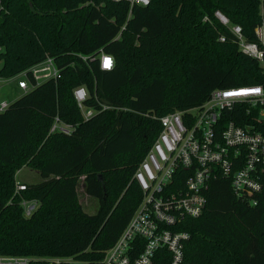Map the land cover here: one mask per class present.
I'll use <instances>...</instances> for the list:
<instances>
[{"label": "trees", "instance_id": "obj_1", "mask_svg": "<svg viewBox=\"0 0 264 264\" xmlns=\"http://www.w3.org/2000/svg\"><path fill=\"white\" fill-rule=\"evenodd\" d=\"M263 20L264 0H0V75L13 77L47 55L62 67L61 77L0 111V254L103 264L143 198L135 172L161 116L201 105L216 88L264 83L262 63L232 30L239 25L256 41ZM102 52L113 56L112 69L101 67ZM79 86L97 109L89 119L74 94ZM226 114L243 123L237 112ZM56 116L73 131L50 132ZM26 165L42 179L17 190ZM81 180L99 201L95 213L80 200ZM206 195L204 211L180 225L190 233L182 264H264V191L237 195L218 177ZM23 197L40 202L29 217ZM153 264H170L168 251Z\"/></svg>", "mask_w": 264, "mask_h": 264}, {"label": "built area", "instance_id": "obj_2", "mask_svg": "<svg viewBox=\"0 0 264 264\" xmlns=\"http://www.w3.org/2000/svg\"><path fill=\"white\" fill-rule=\"evenodd\" d=\"M129 1L143 5L150 2ZM216 14L224 24H229L222 12ZM232 30L238 36L241 49L256 57L264 67V20L255 28L256 41L247 40L239 25H233ZM99 57L103 69L114 67L112 55L102 52ZM1 64L0 59V67ZM61 74L62 67L55 57L47 55L9 78L16 79L18 87L27 92L49 79H58ZM1 78L5 77L0 75ZM74 94L84 118L92 117L97 109L86 104L89 97L86 87L75 88ZM10 103L0 100V111ZM102 107L109 106L102 104ZM228 112L234 115L237 112L243 123L227 118ZM160 121L161 132L135 172L143 198L116 242L105 252L103 264H153L161 249L168 251L170 264H182L190 233L180 225L187 217H197L204 211L206 191L213 179L229 178L237 195L264 191V83L216 88L201 105L168 112ZM74 128L56 116L50 132L70 133ZM180 167L187 169L186 176L178 174ZM24 188L23 182L17 184V190ZM39 204L36 198L21 199L27 217ZM0 264L81 262L72 257L0 254Z\"/></svg>", "mask_w": 264, "mask_h": 264}, {"label": "rangeland", "instance_id": "obj_3", "mask_svg": "<svg viewBox=\"0 0 264 264\" xmlns=\"http://www.w3.org/2000/svg\"><path fill=\"white\" fill-rule=\"evenodd\" d=\"M7 78V77H5ZM1 78L0 80V100H6L9 103L20 97L24 91L18 87L16 79ZM42 179L40 172L31 166H24L17 172V184L19 182H39ZM80 200L86 211L95 213L99 208L97 198L89 195L85 191L84 182L81 180L78 185Z\"/></svg>", "mask_w": 264, "mask_h": 264}]
</instances>
